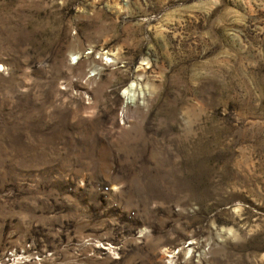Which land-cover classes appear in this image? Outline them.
I'll use <instances>...</instances> for the list:
<instances>
[{"label": "rangeland", "instance_id": "obj_1", "mask_svg": "<svg viewBox=\"0 0 264 264\" xmlns=\"http://www.w3.org/2000/svg\"><path fill=\"white\" fill-rule=\"evenodd\" d=\"M0 264H264V0H0Z\"/></svg>", "mask_w": 264, "mask_h": 264}, {"label": "bare ground", "instance_id": "obj_2", "mask_svg": "<svg viewBox=\"0 0 264 264\" xmlns=\"http://www.w3.org/2000/svg\"><path fill=\"white\" fill-rule=\"evenodd\" d=\"M126 93L129 94L130 96H134L135 95V94L134 95L132 94V90H130L129 92L127 91Z\"/></svg>", "mask_w": 264, "mask_h": 264}]
</instances>
